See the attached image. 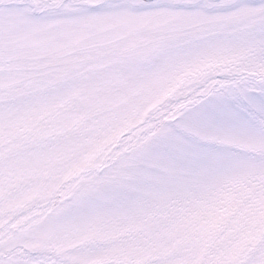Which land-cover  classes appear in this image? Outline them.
<instances>
[{
    "label": "snow or ice",
    "instance_id": "1",
    "mask_svg": "<svg viewBox=\"0 0 264 264\" xmlns=\"http://www.w3.org/2000/svg\"><path fill=\"white\" fill-rule=\"evenodd\" d=\"M0 264H264V0H0Z\"/></svg>",
    "mask_w": 264,
    "mask_h": 264
}]
</instances>
